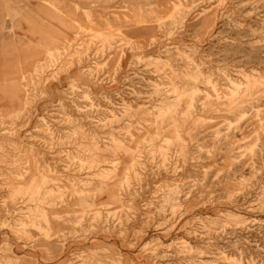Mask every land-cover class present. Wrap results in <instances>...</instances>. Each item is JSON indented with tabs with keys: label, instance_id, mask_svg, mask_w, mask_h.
I'll return each instance as SVG.
<instances>
[{
	"label": "rangeland",
	"instance_id": "obj_1",
	"mask_svg": "<svg viewBox=\"0 0 264 264\" xmlns=\"http://www.w3.org/2000/svg\"><path fill=\"white\" fill-rule=\"evenodd\" d=\"M0 5V264H264V0Z\"/></svg>",
	"mask_w": 264,
	"mask_h": 264
},
{
	"label": "crops",
	"instance_id": "obj_2",
	"mask_svg": "<svg viewBox=\"0 0 264 264\" xmlns=\"http://www.w3.org/2000/svg\"><path fill=\"white\" fill-rule=\"evenodd\" d=\"M7 0H0V5H5V4H7Z\"/></svg>",
	"mask_w": 264,
	"mask_h": 264
}]
</instances>
